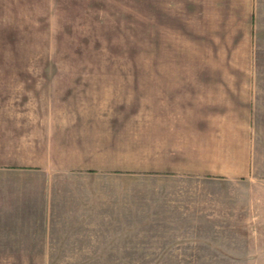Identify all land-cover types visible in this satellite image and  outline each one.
<instances>
[{
  "label": "rangeland",
  "instance_id": "rangeland-1",
  "mask_svg": "<svg viewBox=\"0 0 264 264\" xmlns=\"http://www.w3.org/2000/svg\"><path fill=\"white\" fill-rule=\"evenodd\" d=\"M229 73L259 75L245 82L259 101L248 141L209 129L189 140L181 118L169 138L164 122L139 118L154 97L174 96L171 113L187 112L186 92L169 89L178 81L160 79ZM1 104L24 114L27 106L53 130L76 110L86 133L95 127L107 134L100 145L115 144L87 168L122 169L132 185L173 176L180 206L193 207L178 226L132 224L130 243L107 251L115 255L0 256V264H264V0H0ZM157 111L165 113L161 103ZM188 145L206 150L193 161ZM238 152L258 154L252 171L226 175Z\"/></svg>",
  "mask_w": 264,
  "mask_h": 264
},
{
  "label": "crops",
  "instance_id": "crops-1",
  "mask_svg": "<svg viewBox=\"0 0 264 264\" xmlns=\"http://www.w3.org/2000/svg\"><path fill=\"white\" fill-rule=\"evenodd\" d=\"M255 76L259 75L184 74L176 75V79H160L178 81L169 84V89L178 86L186 92L187 112L171 113L172 99L176 98L170 95L164 101L157 97L147 100L146 108L151 106L156 113L142 115V112L139 118L155 128L164 122L161 127L169 138L171 122L181 118L187 122L182 127L187 130L189 140L205 138L209 129L212 137L230 134L229 137L248 141L255 120L253 109L259 106V101L252 95L254 84L245 82ZM160 103L165 113H158ZM25 107L26 114H22L4 110L0 105V256L115 255L107 251L130 243L132 224L178 226L193 207L187 202L180 206L184 202L179 203V187L173 176L150 174L132 185L130 175L122 169H107L109 172L105 173L103 169L87 168L84 162L94 161L101 150L114 148L115 144H105L104 138L101 141L104 145H100V137L107 134L100 136L98 130L93 131L95 127H86L91 132L86 133L85 127L74 121L80 117L76 110L71 112V121H58L53 130L49 122H41L34 110ZM110 135L116 137L114 133ZM189 147L187 159L193 161L197 159L196 151L206 150ZM166 151L168 156L173 153L172 149ZM238 154H234L226 175L252 171V162L258 154ZM135 212L140 214L135 216L138 220L131 216Z\"/></svg>",
  "mask_w": 264,
  "mask_h": 264
}]
</instances>
